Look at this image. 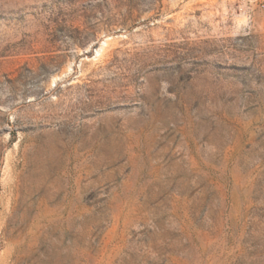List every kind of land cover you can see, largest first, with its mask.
Listing matches in <instances>:
<instances>
[{
  "label": "rangeland",
  "instance_id": "374dc122",
  "mask_svg": "<svg viewBox=\"0 0 264 264\" xmlns=\"http://www.w3.org/2000/svg\"><path fill=\"white\" fill-rule=\"evenodd\" d=\"M0 264H264V8L0 0Z\"/></svg>",
  "mask_w": 264,
  "mask_h": 264
},
{
  "label": "built area",
  "instance_id": "2783aa9c",
  "mask_svg": "<svg viewBox=\"0 0 264 264\" xmlns=\"http://www.w3.org/2000/svg\"><path fill=\"white\" fill-rule=\"evenodd\" d=\"M251 2L255 5H258L264 8V0H251Z\"/></svg>",
  "mask_w": 264,
  "mask_h": 264
}]
</instances>
